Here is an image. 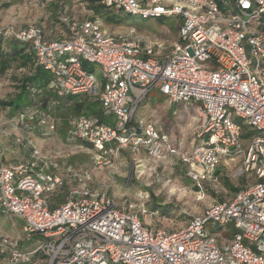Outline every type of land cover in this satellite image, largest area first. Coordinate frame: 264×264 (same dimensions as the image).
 <instances>
[{"label":"built area","instance_id":"1","mask_svg":"<svg viewBox=\"0 0 264 264\" xmlns=\"http://www.w3.org/2000/svg\"><path fill=\"white\" fill-rule=\"evenodd\" d=\"M102 2L144 19L177 17L179 38L167 53L163 42L114 35L98 21L66 15L62 21L68 32L62 39L47 37L36 24L5 30L30 44L58 95L90 94L113 118L111 125L71 115L69 136L88 142L100 157L143 151L165 162L179 156L198 186L218 188L219 165L240 158L232 176L255 181L169 230L145 222L158 211H149L145 203L136 211L117 206L104 188L86 185L89 169L68 165L61 173L57 162L32 145L26 161L0 160V209L24 222L28 238L43 237L37 250L46 264H264V21L256 25L264 17V0ZM83 61L97 63L100 77ZM155 87L170 104L195 107L201 123L193 148L180 149L153 122L136 118ZM26 116L44 129L54 124L52 117L32 109L18 120ZM67 180L76 182L67 200L50 208L45 194ZM210 224L227 228V236L210 232ZM19 240L0 236V253H8L12 264L30 255L20 250Z\"/></svg>","mask_w":264,"mask_h":264},{"label":"rangeland","instance_id":"2","mask_svg":"<svg viewBox=\"0 0 264 264\" xmlns=\"http://www.w3.org/2000/svg\"><path fill=\"white\" fill-rule=\"evenodd\" d=\"M80 3H83L79 5L80 14L92 16L93 11L88 0H0V27L5 30H18L29 24H42L45 28L60 30L64 28L60 23L61 14L73 16L72 7ZM129 18L135 24L149 25L152 28H140L129 23L110 24L109 15L103 16L100 22L111 34L123 33L141 41L163 42L164 52L170 51L172 44L179 38L180 22L177 17L167 18L163 22L158 17L144 19L133 14ZM261 21H264V17L257 20L256 25ZM86 65L88 70L94 71L100 77V67L97 63L87 62ZM26 72V69L13 67L0 77V100H9L19 92V78ZM232 113L235 116V111ZM18 116L10 107L0 105L2 162L26 161L30 157L33 145L51 162H57L61 173L68 165L78 170L89 169L92 178L86 185L91 188H104L117 206L136 211L137 204L145 203L149 210L159 209V215H148L144 219L153 226L169 230L185 226L190 215L200 214L215 201L234 196L223 180L217 190L205 183L197 190L187 172L183 171L177 162L170 164L168 161H159L148 157L143 151L140 154L124 151L119 158L113 159L100 157L92 147L71 138L66 131L59 129L55 122L41 130L36 127V120L24 125L25 123L18 122ZM140 117L153 122L159 130L170 134L182 150L191 149L199 143L197 134L201 120L195 107L184 103L170 104L158 87L153 88L148 98L140 105L136 118ZM64 121V118H61L57 123L61 125ZM239 162L240 158L235 161H224L225 166L221 168V178L227 177L235 186L250 181L247 179L244 182L232 176ZM69 182L70 186L76 185L74 180ZM162 207L166 208L165 212L162 211ZM22 227L23 221L13 214H6L0 218V234L9 238L20 236L23 248L33 250L35 246L29 248L24 246L26 241L23 238L26 234H20L18 231ZM209 230L222 234L223 237L228 234L227 228H218L213 224H210ZM41 259L39 256L36 262ZM0 264H9L8 256L0 260Z\"/></svg>","mask_w":264,"mask_h":264},{"label":"trees","instance_id":"3","mask_svg":"<svg viewBox=\"0 0 264 264\" xmlns=\"http://www.w3.org/2000/svg\"><path fill=\"white\" fill-rule=\"evenodd\" d=\"M88 1L90 3V9L93 11L92 16L90 15L87 18H80V17H77V18L89 19V20L98 21L99 23H101L100 19L102 20L103 16L109 15L110 24L120 25L124 23H129V24H134L135 26L140 27V28H152L149 25L147 26V25L135 24L131 22L129 20L130 19L129 17L132 14L122 12V11H116L114 8L104 4L102 2L103 0H88ZM116 12H122V14H117ZM65 15L69 16L70 18L73 17L66 13L61 14L60 21L62 23H64L62 21V17ZM159 19L163 22L167 18L159 17ZM178 21L180 22L179 19ZM178 28H179V25H178ZM66 31L68 32L67 26H66ZM118 34H123V33H118ZM114 35H117V34H114ZM62 38L63 37L61 38L56 37L53 39H62ZM141 42H146V41H141ZM166 52L168 53V51ZM86 64L87 62L83 61V67L88 69ZM13 67L19 68V69L21 68L26 69L27 72L22 77L19 78V81H20L19 92L13 98L9 100H0L1 106L10 107L12 112L17 113L18 115L29 109L35 110L36 112L43 113L45 115H49L50 117L54 119L56 126L59 129H63L64 131H66L68 135H69V125H68L67 119H68V116H71V115L85 114L88 116L97 117L100 119V121L104 123L111 124V125L114 124L112 116L104 112L101 106V103L94 96L90 94H86V93L78 94V95H68V96L58 95L50 86V83L52 81V75L50 71L45 66H43L37 61L35 53L32 50L30 44L28 42L18 40L12 35H8L5 29L0 27V77L8 73V71ZM61 118H64L65 121L63 124L60 125V123H57V122ZM33 120H36V118H30V116H26L24 120L22 121L18 120V122L21 121L20 123H25L24 125H26V123H33ZM36 127L41 130L44 129V128L37 126V120H36ZM81 142L92 147L88 142H84V141H81ZM93 150L98 154V152L94 148ZM167 161L170 164H174L177 162V165H181V167L183 168V171L187 172V167L181 161L179 156L170 157L169 160ZM224 166L225 165L222 162L217 168L216 173L219 176L220 184L222 183V180H223L225 184L227 185V187L234 193V195L238 191H240L242 188L246 187V185L255 181L253 178L247 175H244L239 178L244 182L247 179L250 181H248V183H245L241 186H235L234 184L230 182V180L227 177H223V179L221 178V168H224ZM69 181L70 180L65 181L64 184L57 191L50 193V194H45V199L47 200L50 208L53 209L67 200L69 191L72 187V185L70 186ZM205 184H208V183H205ZM220 184H219V187H220ZM194 187H196L197 190L199 189L198 185H194ZM212 188L216 190L218 189L214 187ZM106 194L109 197L107 192ZM224 200L226 199H221L220 201H224ZM165 210L166 208L162 207V211L165 212ZM149 211H158V215H159V209L157 208H154ZM6 214L8 213L0 209V218L5 216ZM190 218H191V215H190ZM34 235H32L29 238L25 235V238L31 239ZM0 236H5V235L0 234ZM21 243H22L21 240H19L20 250L23 253L30 254V255L27 260H23L22 262L18 264H36V260L39 256L46 259L45 255L41 251L37 250L38 245L33 250H27L21 246L22 245ZM5 256H8L9 258L8 253H0V260L5 258ZM9 264H12V263L9 262Z\"/></svg>","mask_w":264,"mask_h":264},{"label":"crops","instance_id":"4","mask_svg":"<svg viewBox=\"0 0 264 264\" xmlns=\"http://www.w3.org/2000/svg\"><path fill=\"white\" fill-rule=\"evenodd\" d=\"M79 5H83V4L80 3L77 6H73L72 7L71 14H73V17H80V18H87V17H89L87 15L86 16H84V15L82 16L80 14L81 12L79 10L80 9L79 8L80 7ZM75 7H77V8H75ZM60 23H61V26L64 27V28H60V30H58L57 28H45V27L42 26V24H37V25H39V26H41L43 28V30H44L45 34L47 35V37H49V38L60 37L61 38V37H65L66 36L67 31H66V25L64 23H62V22H60ZM59 31H61V32L58 33ZM14 163H18V162H14ZM5 164H12V163H5ZM18 231H19L20 234H22V233L24 234L25 233V231H24V223H23V227L21 229H18ZM18 237L20 238V236H18ZM15 238H17V237H15ZM23 239L26 241L24 243V246L26 248H29V246H31V247L32 246H35L36 247L38 245V243L43 239V237L40 234H35L31 239H26L25 236H24ZM20 240H21V238H20ZM22 247H23V245H22ZM39 261H37L36 264H45V262H46L44 258H42Z\"/></svg>","mask_w":264,"mask_h":264}]
</instances>
